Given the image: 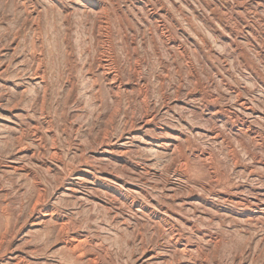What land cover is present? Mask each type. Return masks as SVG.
I'll list each match as a JSON object with an SVG mask.
<instances>
[{
    "label": "rangeland",
    "instance_id": "374dc122",
    "mask_svg": "<svg viewBox=\"0 0 264 264\" xmlns=\"http://www.w3.org/2000/svg\"><path fill=\"white\" fill-rule=\"evenodd\" d=\"M0 264H264V0H0Z\"/></svg>",
    "mask_w": 264,
    "mask_h": 264
},
{
    "label": "bare ground",
    "instance_id": "6f19581e",
    "mask_svg": "<svg viewBox=\"0 0 264 264\" xmlns=\"http://www.w3.org/2000/svg\"><path fill=\"white\" fill-rule=\"evenodd\" d=\"M112 83H113V82H112ZM37 202H38V201H37ZM74 239H75V238H74ZM75 240L78 241V239H75ZM215 242H216V241H215ZM75 243H77V242H75ZM72 244H73V243H72ZM72 244H71V245H72ZM78 244H79V243H78ZM176 253H177V252H176ZM213 257H214V256H213ZM184 258H185V257H184ZM205 260H206V259H205ZM20 262H21V261H20ZM92 263H93V262H92Z\"/></svg>",
    "mask_w": 264,
    "mask_h": 264
}]
</instances>
